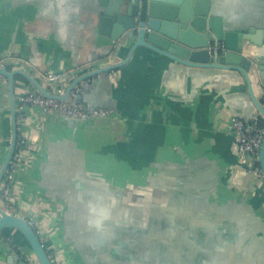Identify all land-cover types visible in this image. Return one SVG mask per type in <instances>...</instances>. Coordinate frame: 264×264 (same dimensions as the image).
Here are the masks:
<instances>
[{
	"label": "crops",
	"instance_id": "obj_1",
	"mask_svg": "<svg viewBox=\"0 0 264 264\" xmlns=\"http://www.w3.org/2000/svg\"><path fill=\"white\" fill-rule=\"evenodd\" d=\"M7 1L11 9L0 14V53H12L17 65L9 70L28 74L44 89L50 90L45 73L64 75L67 89L77 64L92 71L128 54L127 47L111 54L108 36L97 30L91 38V30L83 28L97 0ZM231 3L237 10L246 7L247 16L264 31V0ZM35 21L36 26L28 25ZM14 81L17 106L20 96L35 89L23 77ZM82 97L81 104L109 110L111 116L69 126L28 106L17 125L27 158L15 175L11 212L32 222L53 264H112V240L103 248L94 239L99 220L87 228V215L111 219L112 189L147 186L156 166L204 167L217 176L207 181L216 185L218 204L231 200L248 207L243 218L258 219L263 232L256 238L264 244L263 181L240 162L230 133L233 117L249 121L257 112L240 73L135 54ZM11 140L10 112L0 106V168ZM261 244L251 264H264ZM17 254L21 261L38 264L21 233L7 228L0 234V264Z\"/></svg>",
	"mask_w": 264,
	"mask_h": 264
},
{
	"label": "water",
	"instance_id": "obj_2",
	"mask_svg": "<svg viewBox=\"0 0 264 264\" xmlns=\"http://www.w3.org/2000/svg\"><path fill=\"white\" fill-rule=\"evenodd\" d=\"M231 2L97 0L82 21L83 28L91 30V38L97 30L108 36L112 41L110 53L117 55L122 47H127L128 54L123 60L103 62L92 71L82 67L85 63L77 64V76L65 95L56 99L66 100L81 81L118 70L138 54L141 59L165 58L191 68L240 73L264 125V31L247 16L246 7L237 10ZM10 9V1L0 0V14ZM37 22L28 25L36 26ZM12 55L7 51L0 53V106L10 112L12 130L10 149L0 168V182L18 138L14 80L23 77L41 95L53 98L28 74L9 70V66L17 65ZM44 76L48 87L64 83L65 76L51 84ZM82 101L79 96L74 104ZM41 113L64 120L69 126L82 124ZM258 165L261 176L257 178L264 185V136ZM188 167L156 166L147 186L132 184L112 189V220L107 215H87V228L95 225L94 219L99 220L94 239L103 248L112 240V264H251L250 258L259 253L257 244H261L256 234L263 232L258 219L253 215L247 222L243 217H247L248 207L240 208L235 201L218 204L216 185L207 181L217 176L208 175L204 167ZM209 196L214 202L209 201ZM7 228L21 233L38 264H53L28 220L0 208V234ZM19 259L17 254L6 264H25Z\"/></svg>",
	"mask_w": 264,
	"mask_h": 264
},
{
	"label": "built area",
	"instance_id": "obj_3",
	"mask_svg": "<svg viewBox=\"0 0 264 264\" xmlns=\"http://www.w3.org/2000/svg\"><path fill=\"white\" fill-rule=\"evenodd\" d=\"M63 76L64 75L61 74H51L45 75L44 78L51 84L59 82ZM103 76L104 74H99L95 77H90L81 81L69 92L66 100L63 101L56 99L62 98L67 90L61 83L55 86H50V90H48V92L53 96V98L44 97L36 90L26 92L20 96L16 106L17 125L19 121L23 120L24 111L28 106L35 107L39 111L48 113L54 118H65L73 120L77 123L91 122L94 120L108 118L112 114L109 110L98 107H87L81 103L74 104L75 100L79 96L87 94L93 88L95 81ZM262 106L264 108V103ZM230 131L240 162L245 165L249 174L260 177L261 170L258 165V151L264 136V125L261 117L257 112L250 118L249 121H243L242 119L233 117L231 119ZM26 158L27 145L18 135L15 152L0 182V208L7 214H12L10 196L17 169L23 162L26 161ZM28 222L33 227L32 222ZM14 249L20 251L19 248ZM48 256L52 261L50 253ZM24 261H26V264H30L27 259Z\"/></svg>",
	"mask_w": 264,
	"mask_h": 264
},
{
	"label": "trees",
	"instance_id": "obj_4",
	"mask_svg": "<svg viewBox=\"0 0 264 264\" xmlns=\"http://www.w3.org/2000/svg\"><path fill=\"white\" fill-rule=\"evenodd\" d=\"M48 254H49V252H48Z\"/></svg>",
	"mask_w": 264,
	"mask_h": 264
}]
</instances>
